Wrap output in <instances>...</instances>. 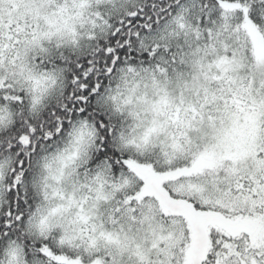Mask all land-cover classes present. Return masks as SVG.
<instances>
[{"label":"rangeland","instance_id":"374dc122","mask_svg":"<svg viewBox=\"0 0 264 264\" xmlns=\"http://www.w3.org/2000/svg\"><path fill=\"white\" fill-rule=\"evenodd\" d=\"M118 1L0 0V86L13 82L18 89L25 87L35 103L50 85L47 77L35 73L31 57L45 54L44 47L54 42L78 44L81 33L94 30L101 15ZM227 8L240 10L237 5ZM243 23L254 54L251 65L242 63L240 47L227 46V38L218 56L196 60L193 77L180 85L149 78L127 86L126 98L114 96L115 102L126 99L127 106L139 111L137 143H125L128 150L142 157L149 151L156 153L154 161H166L163 170L187 161L186 166L166 172L130 168L141 173L151 190L181 180L169 189L208 208L196 214L208 219L206 228L217 234L210 233L207 245V251L214 250L217 257L214 264H264V35L247 15ZM189 24L179 21L165 37L176 36ZM228 73L233 74L235 85L222 80ZM214 82L222 83L225 95L221 97L227 104L223 108L216 106L212 96ZM230 94H235L233 99ZM7 119L0 114V124ZM91 139V132L80 129L68 151L46 168L48 206L35 226L42 235L59 229L62 243L78 248L86 263L54 257L55 261L190 264L195 233L189 241L183 222L162 220L154 204L136 205L138 219H133L131 210L122 219L112 217L131 204L129 198L113 211L110 207L121 194L135 189L134 181L122 179L113 189L107 175H100L92 184H76L75 169L84 163ZM3 177L0 170V193ZM108 218H112L110 225ZM227 228L236 229L224 231ZM9 264H23L21 256L12 252Z\"/></svg>","mask_w":264,"mask_h":264},{"label":"trees","instance_id":"16d2710c","mask_svg":"<svg viewBox=\"0 0 264 264\" xmlns=\"http://www.w3.org/2000/svg\"><path fill=\"white\" fill-rule=\"evenodd\" d=\"M231 5L240 10L228 9ZM246 15L264 35V0H119L101 15L94 30L79 34L78 44L54 42L44 47L45 54L31 57L35 73L47 77L50 85L35 103L25 87L18 89L13 82L0 86V114L9 116V121L0 124V170L4 176L0 193V264H9L14 251L23 264H59L54 257L84 262L78 248L62 243L59 229L42 235L35 226L48 206L46 168L68 151L80 129L91 132L92 139L84 163L75 169L77 185L92 184L100 175H107L113 189L122 179L134 181L135 189L121 194L110 207L113 211L129 198L131 204L125 205L121 214L115 211L112 217L122 219L124 212L131 210L133 219H138L136 205L148 201L155 205L162 220L183 222L189 241L195 233L190 264L216 262L214 250L207 251V245L210 233L217 234L206 228L208 219L196 214L208 208L169 189L181 180L159 184L163 190L157 185L151 190L141 173L130 168L135 165L166 172L186 166L187 161L163 170L166 161H154L156 153L149 151L142 157L128 150L125 143H137L139 111L127 106L126 99L115 102L114 96L126 98L127 86L149 78L180 85L193 77L196 60L218 56L227 38V46L240 47L242 63L251 65L254 54L243 28ZM179 21L190 24L176 36L165 37ZM110 70L112 75L108 74ZM222 80L235 85L231 73ZM214 84L212 96L217 99L216 106L223 108L227 104L221 97L225 95L222 83ZM111 220L106 219L108 225Z\"/></svg>","mask_w":264,"mask_h":264},{"label":"water","instance_id":"95a60500","mask_svg":"<svg viewBox=\"0 0 264 264\" xmlns=\"http://www.w3.org/2000/svg\"><path fill=\"white\" fill-rule=\"evenodd\" d=\"M117 61H118V59H116V61H115L114 64H116ZM112 73H113V70H110L108 74H109V75H112ZM97 90H98V88H97ZM83 103H86V102L84 101ZM49 139H52V138H49Z\"/></svg>","mask_w":264,"mask_h":264},{"label":"flooded vegetation","instance_id":"af4514ba","mask_svg":"<svg viewBox=\"0 0 264 264\" xmlns=\"http://www.w3.org/2000/svg\"><path fill=\"white\" fill-rule=\"evenodd\" d=\"M230 229H233V230H234V229H236V228H230ZM195 253H196V252H195ZM241 264H242V263H241Z\"/></svg>","mask_w":264,"mask_h":264}]
</instances>
